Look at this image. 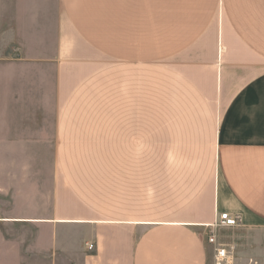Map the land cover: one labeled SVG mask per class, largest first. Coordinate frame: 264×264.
I'll return each instance as SVG.
<instances>
[{"label": "crops", "instance_id": "0c3cea01", "mask_svg": "<svg viewBox=\"0 0 264 264\" xmlns=\"http://www.w3.org/2000/svg\"><path fill=\"white\" fill-rule=\"evenodd\" d=\"M5 61L55 108L0 109V148L55 158L42 201L0 175V264H213L217 213L264 227V0H0Z\"/></svg>", "mask_w": 264, "mask_h": 264}, {"label": "rangeland", "instance_id": "374dc122", "mask_svg": "<svg viewBox=\"0 0 264 264\" xmlns=\"http://www.w3.org/2000/svg\"><path fill=\"white\" fill-rule=\"evenodd\" d=\"M11 94H21L22 100H10ZM10 107L25 112V125H31L32 120L34 125L35 120L46 127L51 125L50 110L55 108V70L31 68L16 61L1 63L0 109ZM31 110L35 117L28 116ZM30 129H24L22 148H0V175L12 191H21V196H26L31 189L33 193L39 191L42 201L52 189L54 149L47 133L45 137L34 139L38 134L29 132ZM217 236L232 250L235 264H264V227L249 228L242 224L237 228L218 229Z\"/></svg>", "mask_w": 264, "mask_h": 264}, {"label": "built area", "instance_id": "2783aa9c", "mask_svg": "<svg viewBox=\"0 0 264 264\" xmlns=\"http://www.w3.org/2000/svg\"><path fill=\"white\" fill-rule=\"evenodd\" d=\"M243 219L239 215H233L229 212L217 213L215 223L209 227L207 234V243L213 247L214 263L213 264H235V257L232 250L227 245L221 243L217 236L218 229L237 228L242 226ZM94 245L89 246L93 250Z\"/></svg>", "mask_w": 264, "mask_h": 264}]
</instances>
